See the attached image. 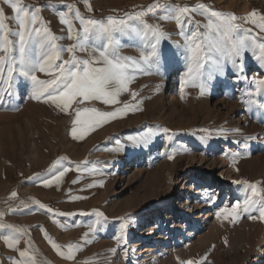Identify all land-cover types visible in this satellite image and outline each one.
I'll use <instances>...</instances> for the list:
<instances>
[{"label":"rangeland","instance_id":"obj_1","mask_svg":"<svg viewBox=\"0 0 264 264\" xmlns=\"http://www.w3.org/2000/svg\"><path fill=\"white\" fill-rule=\"evenodd\" d=\"M248 1L88 0L90 12L83 0H23V4L40 7L44 26L59 38L67 36L66 26L59 22V11L66 10L65 5L74 4L84 17L97 20L109 16L127 19L126 14L146 10L153 3H204L238 17L253 9L264 13V5ZM0 7L8 17L14 15L7 5ZM161 14H149L144 22L159 26L165 34L159 49L166 58L158 67L149 68L141 62L146 71L136 72L130 84V90L137 93L135 99L130 93H122L118 105L99 101L87 104L111 111L128 102L138 110L89 131L83 140H75L71 135L74 116L29 99L30 85L22 78L16 94L0 106V212L5 213L0 222L29 230L17 247L23 250L28 247L25 241L31 240L30 252L35 250L37 264H180L202 259L203 264H264V258L259 263L264 221L248 219L245 214L231 222L215 215L220 208L243 199V185L233 181L260 182L264 187V95L250 86L254 77L264 76V68L246 53L243 75L247 80H238L228 65L223 74L205 79L201 95L199 87L182 84L187 68L184 40L175 21H165ZM193 17L205 22L197 14ZM6 22L10 28L18 27L11 19ZM127 22L142 27L140 21ZM74 24L80 28L78 21ZM57 43L67 47L74 41L65 38ZM121 43L126 45L119 48L124 57L139 60L140 51H148L134 36L123 37ZM77 55L87 58L88 54ZM63 58H68L67 52ZM233 153L240 154L235 163ZM169 154H175L174 159L169 160ZM212 159H216L215 166ZM57 160H61L58 169L68 167L69 171L58 185L44 187L41 181L51 177L48 170ZM221 161L233 168L231 177L226 173L221 176ZM76 165H81L80 169ZM93 167L100 171L92 174L87 170ZM194 177L216 182L215 202L210 200L199 210H194V194L187 189L203 183L196 184ZM219 179L222 186L217 190ZM89 184L96 186L87 187ZM13 191L15 198L11 197ZM21 201L28 203L29 209H23ZM32 201H39L54 213L73 215L49 214ZM9 208L17 211L10 212ZM94 211L104 217H96ZM122 225H126L123 234ZM9 231L0 230V235ZM45 231L65 254L67 245H81L75 259L62 258ZM237 232L240 236L235 242ZM160 234L165 237L160 239ZM20 259L27 260L0 239V264H14Z\"/></svg>","mask_w":264,"mask_h":264},{"label":"snow or ice","instance_id":"obj_2","mask_svg":"<svg viewBox=\"0 0 264 264\" xmlns=\"http://www.w3.org/2000/svg\"><path fill=\"white\" fill-rule=\"evenodd\" d=\"M83 2L87 11H92L88 0ZM0 4L7 5L14 13L8 17L4 8L0 7V106L7 98L16 94L18 81L22 78L30 85L29 99L43 101L62 113L74 116L71 135L75 140H83L89 131H94L114 119L122 118L130 111L138 110L128 102H123L122 107H116L111 111H101L87 104L99 101L104 105H118L122 103L119 100L122 93H130L132 99H135L137 93L130 90V84L134 81L136 72L146 71L141 62L149 68L154 65L158 67L166 58V54L159 49L165 34L159 26L144 22V17L149 14L161 11V19L174 20L179 27L187 61L186 72L181 81L182 84L199 87L201 95L205 92V79L223 74L228 65L238 80L241 78L247 80L243 75L246 53L259 63L260 68H264V13L255 9L238 17L235 13L214 10L204 3H197L195 6H165L153 3L146 10L126 14L127 19L109 16L105 20H97L84 17L74 4L65 5L66 10L59 11V22L66 26L67 36L58 38L44 26L40 7L26 6L23 0H0ZM193 14L204 17L205 22L195 20ZM9 19L18 27L10 28L6 22ZM128 20L140 21L142 27L130 25ZM74 21L79 22V29L75 27ZM125 36H134L141 41L144 49H148L146 52L140 51L139 60L119 54V48L126 46L121 43ZM65 38L74 43L67 47L57 43L59 39ZM65 52L68 54L67 59L63 58ZM77 52L87 53V58L78 56ZM38 73L47 78L42 79ZM250 86L257 94L264 95V76L254 77ZM181 94L183 98V87ZM174 155L169 154L167 158L174 159ZM239 155L232 154L234 163ZM60 164L61 160H57L48 170L51 177L41 181L44 187H50L53 183L58 185L69 171L68 167L58 169L57 165ZM80 167L81 165H76L77 169ZM87 170L92 174L100 171L95 167ZM76 182L78 181H74ZM233 183L243 185V199L220 208L215 213L216 217L236 222L246 214L248 219L264 221V187L261 183L247 180H236ZM94 186L96 185H87ZM16 196L17 193L13 191L11 197ZM80 198L72 197L73 200ZM210 200L214 203L216 196H211ZM20 203L23 209H29L28 203L24 201ZM32 204L49 214L73 215L54 213L53 209L39 201H32ZM9 211L15 212L17 209L9 208ZM4 214L0 212V217ZM94 215L98 218L104 217L99 211H94ZM125 228L126 225L121 226L122 234ZM3 229L10 230L8 234L0 235L8 249L17 251L21 258H27L14 261V264H37L36 256L33 254L35 250L32 249L30 252L31 240L25 241L28 245L25 249L17 247L29 230L0 222V230ZM44 235L62 258L74 260V253L81 250V245L69 244L68 252L65 254L61 250L62 246L48 237L46 231ZM86 237L87 234L85 243L88 242ZM117 239L119 243L122 235ZM180 264H203V259L180 261Z\"/></svg>","mask_w":264,"mask_h":264},{"label":"bare ground","instance_id":"obj_3","mask_svg":"<svg viewBox=\"0 0 264 264\" xmlns=\"http://www.w3.org/2000/svg\"><path fill=\"white\" fill-rule=\"evenodd\" d=\"M249 1H252L253 3H255L257 5L258 4L264 5V0H249ZM244 9H247V6H245ZM215 160L216 159H212V164L213 165L215 164ZM218 165H220L221 168H222L221 176H223L226 173V174H228L229 177H231L230 172L233 171V168L231 167V165L226 164L224 161H221ZM225 168H226V170H225ZM211 177H212L213 180H216V177L213 174H211ZM194 180L197 181L196 184H199V183L203 182L199 186L195 185V186H191L190 188H187V189H192V192H190V194L191 193L194 194V199H195L194 210L195 209L199 210V209H201V207H205L208 204V202L210 201V197L211 196H213V195L217 196L215 194V189H214L215 188L214 186H215L216 182H214L212 180L211 181L210 180L206 181L205 179L197 180V179H195V177H194L193 181ZM217 185H218V188H217V190H218L222 186V180L220 181V179H219ZM227 185L229 186L230 184L227 183ZM187 199L189 200L190 197L187 196ZM186 216H187L186 213H184V218L185 219H186ZM239 236H240V232H237V234L234 233L233 239H234L235 242L238 240ZM159 237L161 239V238L165 237V235L160 234ZM260 251H261V253L259 254L260 255L259 256V260H260L259 263L262 262V260L264 258V248H262ZM255 263H257V262H255Z\"/></svg>","mask_w":264,"mask_h":264}]
</instances>
